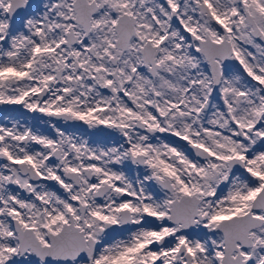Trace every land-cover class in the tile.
<instances>
[{
  "label": "snow or ice",
  "instance_id": "obj_1",
  "mask_svg": "<svg viewBox=\"0 0 264 264\" xmlns=\"http://www.w3.org/2000/svg\"><path fill=\"white\" fill-rule=\"evenodd\" d=\"M0 264H264V0H0Z\"/></svg>",
  "mask_w": 264,
  "mask_h": 264
}]
</instances>
